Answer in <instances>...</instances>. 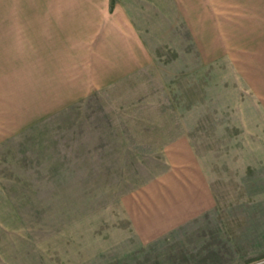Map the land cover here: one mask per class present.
<instances>
[{
    "label": "rangeland",
    "instance_id": "obj_1",
    "mask_svg": "<svg viewBox=\"0 0 264 264\" xmlns=\"http://www.w3.org/2000/svg\"><path fill=\"white\" fill-rule=\"evenodd\" d=\"M0 264H264V0H0Z\"/></svg>",
    "mask_w": 264,
    "mask_h": 264
},
{
    "label": "crops",
    "instance_id": "obj_2",
    "mask_svg": "<svg viewBox=\"0 0 264 264\" xmlns=\"http://www.w3.org/2000/svg\"><path fill=\"white\" fill-rule=\"evenodd\" d=\"M128 12V11H127ZM127 18H129V16H127ZM126 27L128 28V30H129V27H128V25L126 24ZM130 31V30H129ZM137 46H138V44H137ZM139 47H140V45H139ZM141 50L142 51H144V50H146L145 48H144V46L141 44ZM123 51H126V50H123ZM176 146V145H175ZM174 146V147H175ZM185 146H187V145H185ZM177 147H179V145L178 146H176L173 150H172V153L174 152V154H171L170 155V153L168 154V157H169V161H172V162H174V163H178V160H181L179 157H183V156H186L188 153H186V155L184 154V152H185V150L184 151H179V150H177ZM182 149H184V145H183V148ZM186 157H188V158H190L191 157V153L190 154H188ZM185 176H187V175H185ZM200 184H198V185H191V190L192 189H194V188H199L198 186H199ZM195 186V187H194ZM200 189V188H199ZM199 194H201V193H199ZM209 194H211L212 196H214V194H213V191L212 192H210ZM211 198H213V197H210L209 196V199H208V196H207V202L204 204V203H202V204H200V206L198 207L197 206V210H195V211H197V212H195L194 213V215L195 214H200L199 212H200V210H201V212L202 211H207V210H210V209H212V208H214V201H212V199Z\"/></svg>",
    "mask_w": 264,
    "mask_h": 264
}]
</instances>
